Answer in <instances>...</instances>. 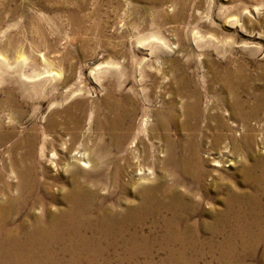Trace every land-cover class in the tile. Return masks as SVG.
Returning <instances> with one entry per match:
<instances>
[{
	"label": "bare ground",
	"instance_id": "6f19581e",
	"mask_svg": "<svg viewBox=\"0 0 264 264\" xmlns=\"http://www.w3.org/2000/svg\"><path fill=\"white\" fill-rule=\"evenodd\" d=\"M232 79H223L231 106L226 114L245 123L239 137L219 115L209 139L198 96L185 99L180 112L173 104L148 110L140 126L132 96L112 91L106 115H96L88 127L84 101L56 110L61 119L50 116L45 131L57 132H44L40 157L39 137L29 134L14 144L24 142V154L12 151L2 159L0 264H197L203 251L219 264H244L260 246L264 260V135L258 138L248 126L264 107V95L247 112L251 103ZM149 130L158 131L156 141ZM47 146H59L67 158L47 157ZM215 150L222 152L211 156ZM236 152L243 189L221 171ZM211 162L216 169L206 168Z\"/></svg>",
	"mask_w": 264,
	"mask_h": 264
},
{
	"label": "rangeland",
	"instance_id": "374dc122",
	"mask_svg": "<svg viewBox=\"0 0 264 264\" xmlns=\"http://www.w3.org/2000/svg\"><path fill=\"white\" fill-rule=\"evenodd\" d=\"M64 75L71 79L60 80ZM229 75L251 103L244 110L253 111L256 97L264 95V0H0V165L12 151L24 154V142L14 144L29 134L39 137L40 157L44 132L52 136L58 129L45 131L46 120L59 121L56 110L75 101L85 102V127L96 115L104 117L110 91L132 96L138 126L148 110L173 104L180 112L185 99L198 96L209 136L217 117L227 120L231 111L223 81ZM227 122L236 137L245 129L238 117ZM248 123L263 136L264 107ZM148 133L157 140L158 131ZM216 151L211 156L222 152ZM53 152L60 161L67 158L59 146L44 150L47 157ZM237 154L230 153L221 171L243 189ZM205 166L216 169L212 162ZM262 254L260 246L244 264H264ZM214 257L203 251L197 264H217Z\"/></svg>",
	"mask_w": 264,
	"mask_h": 264
}]
</instances>
